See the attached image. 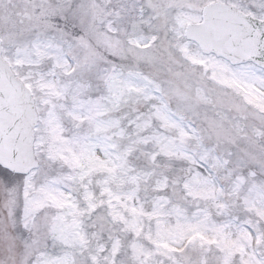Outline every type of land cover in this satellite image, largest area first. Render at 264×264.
<instances>
[{
    "label": "snow or ice",
    "instance_id": "1",
    "mask_svg": "<svg viewBox=\"0 0 264 264\" xmlns=\"http://www.w3.org/2000/svg\"><path fill=\"white\" fill-rule=\"evenodd\" d=\"M0 264H264V0H0Z\"/></svg>",
    "mask_w": 264,
    "mask_h": 264
}]
</instances>
